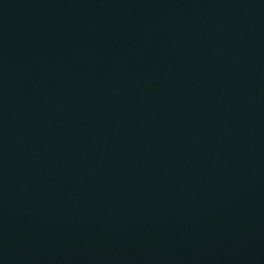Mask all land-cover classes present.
Here are the masks:
<instances>
[{
    "label": "water",
    "instance_id": "95a60500",
    "mask_svg": "<svg viewBox=\"0 0 264 264\" xmlns=\"http://www.w3.org/2000/svg\"><path fill=\"white\" fill-rule=\"evenodd\" d=\"M0 264H264V0H0Z\"/></svg>",
    "mask_w": 264,
    "mask_h": 264
}]
</instances>
